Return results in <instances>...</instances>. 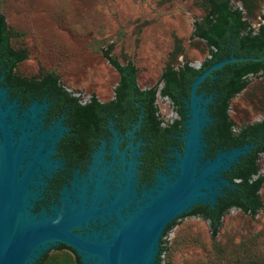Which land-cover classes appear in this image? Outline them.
<instances>
[{
    "label": "water",
    "instance_id": "95a60500",
    "mask_svg": "<svg viewBox=\"0 0 264 264\" xmlns=\"http://www.w3.org/2000/svg\"><path fill=\"white\" fill-rule=\"evenodd\" d=\"M263 57L230 53L192 79L173 176L159 175L142 201L136 176L144 155L136 143L135 161L131 153L123 155L122 140L116 160L124 167L123 183H117L112 197L109 185L115 182L117 167L107 169L103 151L95 157L100 167L89 195L86 181L78 192H64L60 206L49 213L44 208L34 212L33 203L41 201L42 175L53 180V173L64 169L51 158L71 130L64 123L58 134L38 133L44 127L40 117L49 109L32 101L20 116L0 82V264H157L165 235L202 205L217 212L219 195L232 186L221 173L252 155H245L250 144L244 143L207 156L204 130L216 126L207 107L217 101L212 93H202L211 80L200 83L224 64Z\"/></svg>",
    "mask_w": 264,
    "mask_h": 264
},
{
    "label": "rangeland",
    "instance_id": "374dc122",
    "mask_svg": "<svg viewBox=\"0 0 264 264\" xmlns=\"http://www.w3.org/2000/svg\"><path fill=\"white\" fill-rule=\"evenodd\" d=\"M248 16L255 30L264 0ZM242 12L240 0H230ZM204 14L195 0H0L10 46L25 54L13 68L22 78L52 75L74 93H110L116 74L104 56L130 62L140 87H152L166 66H196L208 48L192 35ZM234 127L264 119V74L248 75L229 101ZM261 206L235 207L220 219L214 240L207 221L191 214L165 235L160 264H264V152L256 160Z\"/></svg>",
    "mask_w": 264,
    "mask_h": 264
},
{
    "label": "flooded vegetation",
    "instance_id": "af4514ba",
    "mask_svg": "<svg viewBox=\"0 0 264 264\" xmlns=\"http://www.w3.org/2000/svg\"><path fill=\"white\" fill-rule=\"evenodd\" d=\"M107 63L115 72L116 80L110 93L101 98L95 93H74L61 85L55 77L51 79L57 91L44 87V77L38 79L13 77L10 79L12 84H9L8 80L3 79L4 68L0 70L1 86L6 88V95L10 94L8 100H15L18 110H21L20 116L22 110L32 101L49 109L40 117L44 127L40 128L38 133L46 131L58 134L64 123L71 130L67 138L53 151L51 158L52 164L64 169L54 172L53 180L45 174L42 175L43 188L40 189L39 194L41 201L33 203L34 212L39 211L40 208H44L48 213L51 212L54 206H60V197L64 192L74 194L79 191L78 185L86 181H88L89 195L94 174L100 167L95 157L103 151L107 169L117 167L115 182L109 185L111 194L117 183H123L124 167L121 160H116V147L122 140L123 155L131 153L135 161V143L136 150L144 155L136 176L141 184L139 201L143 200L145 193L153 190L159 175L163 174L168 178L173 176V160L176 159L174 152L181 150L182 140L179 135L185 130L187 110L185 102L188 94L184 96L180 93L178 96L182 99L178 105L182 108V114H179L173 102V84L169 88L170 96L162 93L167 86L166 80L160 77L159 83L152 87H140L135 77V87L127 89L125 82L129 80L121 78L115 67L108 61ZM128 63H119V65L124 67ZM162 72L166 73V76L172 75L173 81V66H166ZM22 82L28 85L21 86ZM206 87L202 90L204 95L213 93L212 90L205 93ZM130 89L132 93H129ZM135 91L137 94L134 93ZM207 108L211 115L209 107ZM211 116L213 120V115ZM230 130L235 133L238 128L231 126ZM212 132V128L204 130V140L209 147L207 156L210 157L217 149H226L218 141H210ZM244 143L250 144V148L256 146V142L252 139L238 145ZM261 153L263 152H258V155ZM228 171L222 172L221 176L229 180L225 176ZM229 181L233 186V182ZM231 187L222 190L221 195ZM204 206L205 209H214L208 205ZM200 213L202 210L193 215L203 218Z\"/></svg>",
    "mask_w": 264,
    "mask_h": 264
},
{
    "label": "trees",
    "instance_id": "16d2710c",
    "mask_svg": "<svg viewBox=\"0 0 264 264\" xmlns=\"http://www.w3.org/2000/svg\"><path fill=\"white\" fill-rule=\"evenodd\" d=\"M203 9L204 14L193 22L192 35L201 40L208 48V57H206L195 68L184 63L178 67H173L172 75L166 76V73L160 74V79L166 80V88L162 90L163 94L170 96V86L173 84V102L179 114H182V108L178 107L182 100L179 96H186L192 79L203 71L210 64L228 57L230 53L234 56L258 57L264 53V17L254 30L248 21V16L254 13L258 8L257 0H240L243 11L233 7L230 0H195ZM106 60L115 67L120 73V77L129 80L125 82L127 89L135 87L136 71L132 63L126 66L119 65L118 61L108 55L105 51ZM25 58L21 51L13 49L9 44V34L6 23L0 15V70L4 68L3 79L8 80L18 77L13 73V68L17 63ZM264 74V57L258 60H240L224 64L221 68L213 70L210 78L208 75L200 86L211 80L206 86L205 93L212 90L213 101H217L213 108L209 107L210 114L213 115V121L216 126L211 127L212 133L210 141H218L223 148L232 145H238L248 142L252 139L256 142L255 147H251L245 154H252L239 163L231 167V170L225 173V176L233 182V186L225 191V194L219 196L217 212L215 209H205L202 205L192 214H198L201 210V216L208 222L210 236L214 240L219 226L220 219L229 207H235L242 212L253 214L260 206L261 202L258 196L262 178L254 176L257 173L258 152H264V119L245 123L238 126V131L232 133L230 128L235 126L228 115L229 101L232 96L240 92L246 85V76ZM44 87L57 91L52 75L43 76ZM47 79V80H46ZM28 85L25 82L21 86ZM132 93L131 89L130 92ZM137 94V92H134ZM213 152V147L211 149ZM165 249L158 251L157 264H160L161 254Z\"/></svg>",
    "mask_w": 264,
    "mask_h": 264
},
{
    "label": "built area",
    "instance_id": "2783aa9c",
    "mask_svg": "<svg viewBox=\"0 0 264 264\" xmlns=\"http://www.w3.org/2000/svg\"><path fill=\"white\" fill-rule=\"evenodd\" d=\"M208 56H209V55H208ZM208 56H207V57H208Z\"/></svg>",
    "mask_w": 264,
    "mask_h": 264
}]
</instances>
